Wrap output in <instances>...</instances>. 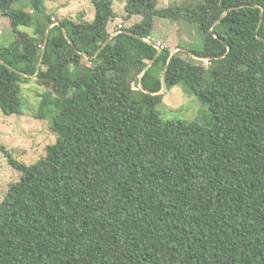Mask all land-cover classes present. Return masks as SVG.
<instances>
[{"label": "trees", "instance_id": "trees-1", "mask_svg": "<svg viewBox=\"0 0 264 264\" xmlns=\"http://www.w3.org/2000/svg\"><path fill=\"white\" fill-rule=\"evenodd\" d=\"M46 1L0 0L17 34L0 45L3 113H24L34 75L73 96L40 105L57 133L44 156L6 153L21 177L0 202V264H264V0H200V47L172 55L155 18L190 0H126L141 19L114 34V0L78 22ZM178 84L211 126L162 117Z\"/></svg>", "mask_w": 264, "mask_h": 264}, {"label": "rangeland", "instance_id": "rangeland-1", "mask_svg": "<svg viewBox=\"0 0 264 264\" xmlns=\"http://www.w3.org/2000/svg\"><path fill=\"white\" fill-rule=\"evenodd\" d=\"M170 1L158 0V6L166 7ZM190 1L189 8L193 9L185 12L184 19L155 18L151 38L158 45L170 48L171 55L181 47L201 43L200 24L207 19V12L202 4L197 5L201 2L200 0ZM125 3L126 0H114L115 17L108 25L112 34L117 28L129 27L141 19L137 15L128 18ZM46 6L55 21L63 18H70L76 22L82 19L91 21L95 16V7L91 0H47ZM28 12L31 13L30 10ZM195 19H199L202 23ZM33 30L34 28L28 25L19 27V32H22L20 35L31 34ZM15 37L17 34L10 26L9 17L0 15V45L12 43ZM199 45L197 47H200ZM184 51L186 50L182 49L181 58L189 59ZM22 91L24 95L23 114L6 115L0 108V202L9 187L21 177V173L8 161L6 153H11L26 164H31L44 156L47 145L55 142L57 133L51 128L49 119L38 117L40 105L62 102L73 97L69 89L40 81L36 76H31L28 83L22 84ZM159 110L166 120H195L206 126L213 124V115L209 106L198 95L186 92L182 84L165 92L163 104L159 106Z\"/></svg>", "mask_w": 264, "mask_h": 264}, {"label": "water", "instance_id": "water-1", "mask_svg": "<svg viewBox=\"0 0 264 264\" xmlns=\"http://www.w3.org/2000/svg\"><path fill=\"white\" fill-rule=\"evenodd\" d=\"M162 48V47H161ZM44 52V51H43ZM42 56H43V53H42ZM195 57H197V56H195ZM40 61H42V58H41V60ZM41 69V62H40V64H39V68H38V71H37V73L39 72V70ZM34 76H37V75H34ZM165 89V85H164V88H163V90Z\"/></svg>", "mask_w": 264, "mask_h": 264}, {"label": "built area", "instance_id": "built-area-1", "mask_svg": "<svg viewBox=\"0 0 264 264\" xmlns=\"http://www.w3.org/2000/svg\"><path fill=\"white\" fill-rule=\"evenodd\" d=\"M204 60H205V62H206V64H207V63H208V59H205V58H204Z\"/></svg>", "mask_w": 264, "mask_h": 264}, {"label": "clouds", "instance_id": "clouds-1", "mask_svg": "<svg viewBox=\"0 0 264 264\" xmlns=\"http://www.w3.org/2000/svg\"><path fill=\"white\" fill-rule=\"evenodd\" d=\"M196 58H199V57H196Z\"/></svg>", "mask_w": 264, "mask_h": 264}]
</instances>
